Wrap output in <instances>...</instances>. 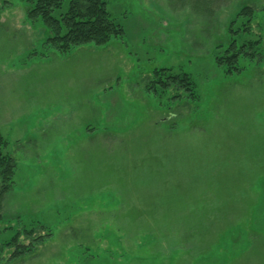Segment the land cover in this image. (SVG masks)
Masks as SVG:
<instances>
[{"label":"rangeland","instance_id":"obj_1","mask_svg":"<svg viewBox=\"0 0 264 264\" xmlns=\"http://www.w3.org/2000/svg\"><path fill=\"white\" fill-rule=\"evenodd\" d=\"M28 6L0 0V133L17 165L0 264H264V0H108L123 37L46 57ZM245 6L261 43L227 71ZM159 68L189 73L197 96L148 92ZM31 221L51 236L11 259L2 241Z\"/></svg>","mask_w":264,"mask_h":264},{"label":"trees","instance_id":"obj_2","mask_svg":"<svg viewBox=\"0 0 264 264\" xmlns=\"http://www.w3.org/2000/svg\"><path fill=\"white\" fill-rule=\"evenodd\" d=\"M29 3L26 17L32 24L41 21L50 31L40 50L35 51L39 57H46L50 53L66 54L72 49L88 43L104 45L113 38H121L124 34L123 25L111 17L108 10V0H68L64 9L65 0H27ZM264 11V7H263ZM241 16H247L246 22L238 24ZM254 18V9L251 6L243 7L237 14L235 25L230 27L231 41L218 55L219 64L228 63L227 71L240 70L239 58H254L259 49L261 39L247 40L250 35L248 26ZM248 33V34H247ZM171 88L183 90L187 97L197 96L196 83L189 73L173 72L169 68L155 69L152 78L147 82V90L156 97L168 93ZM177 93L173 98H181ZM8 141L0 133V220L2 201L13 184L16 173V162L7 152ZM42 224L38 221L21 226L16 232L1 243L2 247H14L11 259L23 256L33 251L44 239L51 236L39 233L37 228ZM4 227L3 229H9ZM30 239L28 244L19 241L21 236Z\"/></svg>","mask_w":264,"mask_h":264}]
</instances>
